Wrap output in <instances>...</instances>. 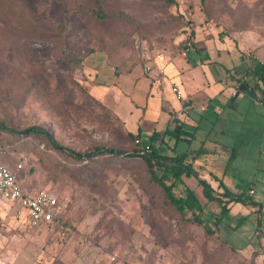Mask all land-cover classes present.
Returning a JSON list of instances; mask_svg holds the SVG:
<instances>
[{"label": "rangeland", "instance_id": "374dc122", "mask_svg": "<svg viewBox=\"0 0 264 264\" xmlns=\"http://www.w3.org/2000/svg\"><path fill=\"white\" fill-rule=\"evenodd\" d=\"M166 1L0 0V123L9 133L2 162L11 169L23 165L17 176L26 190L47 189L65 204L61 222L50 227L9 220L0 236V264H115L113 255L122 264H264L259 213L251 206L239 202L216 226L221 205L211 202L197 222L195 196L182 214L138 157L96 152L134 149L115 114L93 95V69L122 70L149 55L175 53L192 29L223 39L212 40L213 51L202 56L209 55L214 73L229 84L230 61L219 59L217 48L231 44L234 66L244 55L242 78L245 62L254 70L264 63V0ZM258 95L264 100V91ZM229 116L236 120L229 130L264 128L258 111L254 122L243 119L242 109ZM31 126L46 128L61 148L43 133L23 132ZM173 140L178 151L194 154L197 165L210 162L195 144ZM248 142L239 135L236 151ZM218 148L215 166L237 170L235 181L246 191L259 176L264 204V170L255 173L256 163L246 162L244 152L228 168L233 147ZM70 149L90 154L73 156ZM250 156L258 153L253 149ZM165 179L172 182V174ZM174 192L187 194L179 183ZM206 226L216 234L208 235Z\"/></svg>", "mask_w": 264, "mask_h": 264}, {"label": "crops", "instance_id": "0c3cea01", "mask_svg": "<svg viewBox=\"0 0 264 264\" xmlns=\"http://www.w3.org/2000/svg\"><path fill=\"white\" fill-rule=\"evenodd\" d=\"M200 32L202 33L201 29L195 31V36L190 40L188 48L182 46L175 53H167L165 61L160 62L156 55H149L145 60H137L122 70L114 71V68L111 69L108 66L93 69L96 72L94 76L98 81L93 85L92 93L115 114L117 121L121 123L127 133L134 135L140 133L144 143L150 142L152 139L157 142L163 140L162 143L158 142V145H162L163 153L171 157L186 154V162L192 163L198 173V177L183 175L182 182H179L180 185L186 187L187 194L186 196L182 195L186 202L191 196H195L196 201L199 200L201 203L206 201L199 178L206 180L212 186L213 194L216 196L224 192L221 182L235 194L245 191L248 197L256 202V204H246L259 213L260 222L258 225L262 231H258L256 237L264 247L263 195L258 192L257 187L258 184L263 186V183L260 182L261 179L255 174L254 183L246 191L242 184H237L235 181L237 170L228 171L227 168L221 170L215 166L218 149H220L218 147L223 146L227 149L233 147L232 156L227 164L228 168L230 163H236L238 157H241L240 153L244 152L243 154L247 156L246 162L256 163L258 170L255 173L264 170L262 162L264 158V128L260 131L257 129L253 131L252 125L249 124V132L246 128L243 130L244 132L242 129H228L230 121L236 123L229 113L238 109H242L243 119H246L247 122L248 120L254 122V119H251L252 112L258 111L261 114L259 119L263 120L264 124V114H262L264 100L258 95L259 89L254 87L255 83L248 80V75L255 74L257 69H251V64L245 62L247 69L244 70L245 77L242 78V73L238 69L244 63L242 58L244 55L239 56L241 59L238 57L241 64L234 66V59L230 51L231 44L227 48H217L219 59H226L231 64V67H226L228 70L225 77H232L233 82L229 84L226 79H223L225 80L223 84L220 73H214L211 65L213 62L209 59V55L202 56L205 52L213 51L214 47L209 45L212 40L223 39L219 35L205 36ZM183 50H186V55H183ZM193 50L197 51L198 54H195L197 56H194ZM239 53L241 54V52ZM237 56L238 54L235 58ZM238 59L237 61H239ZM150 64L154 66L151 71H148L147 66ZM160 67L165 69L166 74L163 76L158 73ZM173 82L179 83L183 89L186 97L184 101L179 100L173 92L171 87ZM259 86L262 87L263 84L260 83ZM187 105L189 106L187 113L179 115L178 113ZM203 106L204 109H202ZM178 133H180V139L195 144L196 149L194 150L201 153V156L208 157L210 162L197 165V159H191V157H195L194 154L191 156L188 150L178 151L179 141L173 140V137L175 138ZM219 133L222 134L221 137H219ZM239 135H246L249 142L241 150L236 151ZM171 149H173L172 153ZM253 149L258 153L257 159L250 156ZM188 190L194 191V194H189ZM251 190L254 192L251 193ZM238 203H231L229 212ZM9 220L17 224L13 215L7 217L1 228L0 236L4 235L3 231ZM26 225L30 226L27 223Z\"/></svg>", "mask_w": 264, "mask_h": 264}, {"label": "trees", "instance_id": "16d2710c", "mask_svg": "<svg viewBox=\"0 0 264 264\" xmlns=\"http://www.w3.org/2000/svg\"><path fill=\"white\" fill-rule=\"evenodd\" d=\"M176 0H167L168 3H175ZM99 14H103L102 11H98ZM107 15V14H106ZM195 36V30L192 29L189 37L183 41L184 47H189L190 40H192V37ZM256 76L259 79H256L255 82L256 89L264 91V63L258 62L257 64V70L255 71ZM260 83L263 84L262 87H260ZM1 124V123H0ZM3 126V124H1ZM23 132H36V133H43L45 134L51 141L54 147L61 148V144H59L54 137L49 133V131L42 127V126H31L29 128H26ZM5 133H8L6 130H4V127L1 129V134L5 135ZM9 134V133H8ZM127 136L131 140L129 142V145L133 147V154L126 150H120V149H114V148H106V149H98L96 152H99V154L102 153H117L120 155H130V156H136L144 162L148 170L150 172V175L160 184L162 189L165 192V195L169 202L174 205L182 214L185 213L186 206L185 202L186 199L184 197H177L174 192V187L177 183L182 182V176L187 175H195L198 177L197 171L194 169L192 163H187L185 159H187L186 154L184 155H177V156H169L163 153V147L162 145H158V142L162 143L163 140H159L158 142L156 140H151L148 144L143 142H137L138 139H141V134L138 133L136 135L127 133ZM180 133L177 134L176 138L180 139ZM9 147L8 145L6 146ZM147 149H150L148 152ZM71 155L73 156H87L90 154V152H85V154H80L73 151L72 149L69 150ZM144 151V153H142ZM93 155V154H92ZM97 154H94V156ZM170 172L173 176L172 182H167L165 179V175ZM199 183L203 187V194L205 195L206 201L204 203H201L199 200L197 201L198 204V214L195 216V221L202 222V218L200 217L201 214H206V208L208 207V204L211 202H218L221 205V216L217 219H215V225H219L222 218L229 212V205L233 202H243V203H250V204H256L254 200H252L250 197H248V194L244 192H241L239 194H235L231 192V190L224 185L221 182V186L224 188L223 193H219L218 196L214 195L212 186L204 179L199 178ZM189 194L193 195L194 191L188 190ZM62 217L60 218V221L55 220L54 223L57 221L56 224L61 222ZM206 232L208 235L216 234V229L213 227L206 226L205 227Z\"/></svg>", "mask_w": 264, "mask_h": 264}, {"label": "built area", "instance_id": "2783aa9c", "mask_svg": "<svg viewBox=\"0 0 264 264\" xmlns=\"http://www.w3.org/2000/svg\"><path fill=\"white\" fill-rule=\"evenodd\" d=\"M183 55H186V50H183ZM157 59L160 62L165 61L167 55L158 54ZM153 66L152 64L148 65L147 70L151 71ZM158 73L162 76L166 74L163 67L158 68ZM171 87L179 100L184 101L186 99L179 83L173 82ZM188 108V105L184 106L178 114H186ZM204 108L203 106L202 109ZM2 128L3 126L0 124V233L7 217L11 215L14 216L15 220L27 223L35 229L43 226L50 227L55 220H59L62 216L65 204H62L58 197L47 189H39L34 192L26 190L17 176V171L23 165L18 164L15 169H11L2 162L4 148L8 145L3 142ZM137 142L144 143L142 139H138ZM147 151L149 152L150 149ZM253 192L251 190V193ZM111 261L115 264H122L115 255L111 257Z\"/></svg>", "mask_w": 264, "mask_h": 264}]
</instances>
